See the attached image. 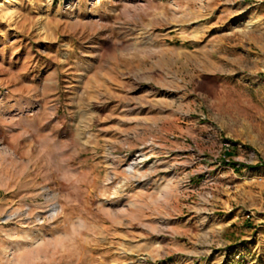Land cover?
<instances>
[{
    "label": "rangeland",
    "instance_id": "obj_1",
    "mask_svg": "<svg viewBox=\"0 0 264 264\" xmlns=\"http://www.w3.org/2000/svg\"><path fill=\"white\" fill-rule=\"evenodd\" d=\"M0 264H264V0H0Z\"/></svg>",
    "mask_w": 264,
    "mask_h": 264
}]
</instances>
